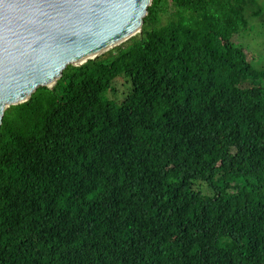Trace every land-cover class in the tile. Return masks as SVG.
I'll list each match as a JSON object with an SVG mask.
<instances>
[{
  "label": "trees",
  "instance_id": "1",
  "mask_svg": "<svg viewBox=\"0 0 264 264\" xmlns=\"http://www.w3.org/2000/svg\"><path fill=\"white\" fill-rule=\"evenodd\" d=\"M245 5L153 0L141 35L5 111L0 264H264V72L233 42Z\"/></svg>",
  "mask_w": 264,
  "mask_h": 264
},
{
  "label": "water",
  "instance_id": "2",
  "mask_svg": "<svg viewBox=\"0 0 264 264\" xmlns=\"http://www.w3.org/2000/svg\"><path fill=\"white\" fill-rule=\"evenodd\" d=\"M153 0H0V127L5 111L142 34Z\"/></svg>",
  "mask_w": 264,
  "mask_h": 264
},
{
  "label": "rangeland",
  "instance_id": "3",
  "mask_svg": "<svg viewBox=\"0 0 264 264\" xmlns=\"http://www.w3.org/2000/svg\"><path fill=\"white\" fill-rule=\"evenodd\" d=\"M244 17L247 28L241 30L233 38V42L248 53L252 66L264 72V0H245ZM173 13L172 9L169 10ZM257 13V15H256ZM114 91L108 93L109 98L120 101L131 90V82L119 77L113 82Z\"/></svg>",
  "mask_w": 264,
  "mask_h": 264
}]
</instances>
